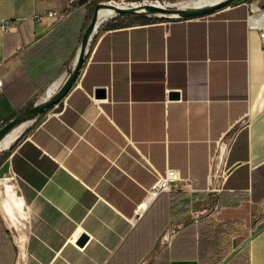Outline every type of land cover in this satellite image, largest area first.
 Listing matches in <instances>:
<instances>
[{
	"label": "crops",
	"instance_id": "0c3cea01",
	"mask_svg": "<svg viewBox=\"0 0 264 264\" xmlns=\"http://www.w3.org/2000/svg\"><path fill=\"white\" fill-rule=\"evenodd\" d=\"M73 1L0 0V127L65 80L83 34L84 5ZM253 6L97 29L66 96L0 164L22 203L16 231L0 205L10 264H264V48L249 27ZM166 168L191 190L162 193L136 215ZM210 193L207 214L195 205Z\"/></svg>",
	"mask_w": 264,
	"mask_h": 264
},
{
	"label": "water",
	"instance_id": "95a60500",
	"mask_svg": "<svg viewBox=\"0 0 264 264\" xmlns=\"http://www.w3.org/2000/svg\"><path fill=\"white\" fill-rule=\"evenodd\" d=\"M231 2H233V0H220L208 5L186 6L182 8L178 6H172L169 4L162 5L160 3H142V4H127V5H121L115 1H111V2L108 1V3L107 2L96 3L93 16L82 34L80 47L77 52L76 58L74 60L73 67L66 76L63 83L59 86L56 92L52 94L50 97L46 98L45 100L36 102L33 106L24 109L13 119L2 125L0 127V141L15 127H17L18 125L24 122L32 121L37 116L45 113L47 110L52 108L61 99H63L66 96L71 86L79 76L80 70L85 61V55L92 40V36L97 31V29L107 20V19L99 20L98 11L101 8L113 9L114 16L125 13V14L144 15V16L156 15L167 19L169 18L189 19V18H198L209 15L217 10H220L230 5ZM21 134H19L16 137V139H18V137H20ZM10 146H8L7 148H9Z\"/></svg>",
	"mask_w": 264,
	"mask_h": 264
},
{
	"label": "built area",
	"instance_id": "2783aa9c",
	"mask_svg": "<svg viewBox=\"0 0 264 264\" xmlns=\"http://www.w3.org/2000/svg\"><path fill=\"white\" fill-rule=\"evenodd\" d=\"M117 3L121 4V5L137 4V3H133V2H125V0H121ZM47 14L49 16H52L55 13L54 12H48ZM253 15H254V12L251 11L249 16H248L249 27L251 29H255L258 31L260 38H261L262 47L264 48V19L260 21L261 24H259L258 26H255L251 22V17ZM38 19H40V17ZM0 26H2L3 29L7 28L3 19H0ZM1 83H2V81L0 80V85H1ZM234 136H235V133L232 132L231 134H229L226 137H224L223 139H221L219 142V153L218 154H220L221 157H223V155H224V159H225V156L228 152L229 146L231 145V143L234 139ZM220 148H222V153L220 152ZM224 159H223V162H224ZM220 162H221V160H220ZM220 162L218 163V165H219L218 171H216V173L214 175L217 182L219 180H222L224 177V172L222 170L223 165ZM191 188H192L191 180L189 178L182 177L179 173V170H177V169L166 168L164 173H162V174L158 173L157 179L154 181V183L151 185V187L147 191V196H146L145 202L138 206L136 215H139V211L142 208H144V207H146V205L154 202L159 197V195H161L162 193L172 192L173 190L188 191V190H191ZM217 188L218 187L215 186V187L211 188L210 191H217L218 190Z\"/></svg>",
	"mask_w": 264,
	"mask_h": 264
},
{
	"label": "rangeland",
	"instance_id": "374dc122",
	"mask_svg": "<svg viewBox=\"0 0 264 264\" xmlns=\"http://www.w3.org/2000/svg\"><path fill=\"white\" fill-rule=\"evenodd\" d=\"M107 1L119 2L121 0H102V1H99V2H107ZM174 1H176V0H125V2H133V3L135 2L137 4H142V3L146 2V3H160L162 5H167V4H170V2H174ZM237 1H239V0H233V2H231L230 4H233V3L237 2ZM246 1L248 3L258 2V7L255 8V6H253L254 14L260 13L261 10H264V0H246ZM96 3H98V1H96V0H88V2L78 10V13L80 14V17L82 19V32H84L85 28L87 27V25L89 24V22H90V20H91V18L93 16ZM115 17L116 16H113L110 19L108 18L105 21V23L108 22L109 20L115 18ZM73 63H74V61L72 59H69L67 61V64L65 66L66 67L65 70L67 72V75L70 72V70L72 69ZM27 127H28V125L25 127L23 132L27 129ZM5 150L0 151V153H2ZM10 179H11L10 176H8V177L7 176H5V177L3 176V177L0 178V205H1L3 214L5 216V219H6V222H7L8 226L11 227L13 225V230L16 231L18 229V225H19V222H20L19 221L20 217L22 216V207H21L20 210H18L15 206H13L12 205L13 202H12V199L10 198L11 196L9 195V192L8 191L5 192L6 186H8V185L12 186L13 192H14L15 196L17 197L15 189H14V186L10 182ZM7 193H8L9 196L7 195ZM6 201L8 203H10L11 206H12V209H13L12 215H13V217H11L9 215V213L6 211L5 207L3 206V204H4L3 202H6ZM215 201H216V199L214 197V193H210L208 200H206L203 203V205H201V204L195 205V208L202 209V208L205 207L207 209L206 213L209 214L211 211L213 212Z\"/></svg>",
	"mask_w": 264,
	"mask_h": 264
},
{
	"label": "bare ground",
	"instance_id": "6f19581e",
	"mask_svg": "<svg viewBox=\"0 0 264 264\" xmlns=\"http://www.w3.org/2000/svg\"><path fill=\"white\" fill-rule=\"evenodd\" d=\"M217 1H220V0H176L174 2H170L169 5H172V6H178L180 8L182 7H186V6H201V5H208V4H212V3H215ZM111 2V1H110ZM108 3V1H107ZM135 3V2H134ZM146 3V2H145ZM257 12V11H256ZM98 14H99V20H104V19H110V17H113L114 16V11L113 9H110V8H101L99 11H98ZM264 19V10H261L260 13H257V14H254L252 17H251V22L255 25V26H258L259 24H261V20ZM59 87V82L57 83H53L47 90H46V94L44 97H50L52 94H54L56 92V90L58 89ZM29 124V122H24L20 125H18L17 127H15L11 132H9L1 141H0V151L2 150H5L7 149L8 146H10L14 140L16 139V137L21 134V132H23V130L25 129V127ZM223 160V157H219V161ZM219 161L217 163H219ZM215 173V171H214ZM213 173V174H214ZM9 192V195L11 196L10 198L12 199V202H13V206H15L16 208L18 207L20 209V206H21V202L18 201L13 193V191H8ZM8 195V193H7ZM6 195V196H7ZM8 195V196H9ZM7 196V197H8ZM11 202V201H10ZM3 206L5 207L6 211L9 213V215L11 217H13L12 215V212H13V209H12V206L10 203H8L7 201L6 202H3Z\"/></svg>",
	"mask_w": 264,
	"mask_h": 264
},
{
	"label": "trees",
	"instance_id": "16d2710c",
	"mask_svg": "<svg viewBox=\"0 0 264 264\" xmlns=\"http://www.w3.org/2000/svg\"><path fill=\"white\" fill-rule=\"evenodd\" d=\"M96 1H102V0H96ZM88 2V0H74L70 6L69 9H73L80 5H85ZM167 18L151 15V16H144V15H132V14H119L115 18L112 19V23L106 25V27L111 28H117L122 27L125 25H128L133 22H158V21H164ZM182 19V18H179ZM32 104L29 105L31 107ZM30 131V128L26 129L18 139L14 141V143L7 148L5 151L0 154V164L1 162L7 157V155L15 149V147L18 145V143L25 137V135ZM160 196V195H159ZM9 231L6 230L1 221H0V261L2 264H10L12 255H13V246L11 244V241L9 239ZM3 261V262H2Z\"/></svg>",
	"mask_w": 264,
	"mask_h": 264
}]
</instances>
